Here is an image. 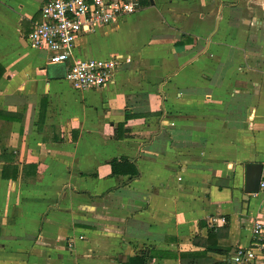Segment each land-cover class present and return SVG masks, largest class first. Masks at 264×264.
I'll list each match as a JSON object with an SVG mask.
<instances>
[{
    "label": "crops",
    "instance_id": "1",
    "mask_svg": "<svg viewBox=\"0 0 264 264\" xmlns=\"http://www.w3.org/2000/svg\"><path fill=\"white\" fill-rule=\"evenodd\" d=\"M44 2L0 0V264H182L214 227L229 254L186 264H233L262 203L264 0H148L83 33L74 59L123 61L87 91L28 44Z\"/></svg>",
    "mask_w": 264,
    "mask_h": 264
},
{
    "label": "built area",
    "instance_id": "2",
    "mask_svg": "<svg viewBox=\"0 0 264 264\" xmlns=\"http://www.w3.org/2000/svg\"><path fill=\"white\" fill-rule=\"evenodd\" d=\"M140 9V0H45L43 21L29 34L28 44L34 50L48 51L51 64L73 60L65 79L74 90L102 89L113 81L122 58L74 59L77 41L83 33L117 24ZM252 195L262 202L252 229L253 241L232 253L227 260L233 264H264V163L259 190Z\"/></svg>",
    "mask_w": 264,
    "mask_h": 264
},
{
    "label": "trees",
    "instance_id": "3",
    "mask_svg": "<svg viewBox=\"0 0 264 264\" xmlns=\"http://www.w3.org/2000/svg\"><path fill=\"white\" fill-rule=\"evenodd\" d=\"M140 3H141V7H142L144 5H147L148 0H140ZM0 116L4 117L6 119H10V120L14 119V117L9 118L8 116H4L3 114ZM128 118H130L129 115L127 116L126 119H128ZM29 168H32V166H30ZM115 172H117V171L114 169V173ZM133 173H134L133 175H136V176L138 175V171L136 168H135ZM5 177H7V175H4V178ZM13 178L16 179V174L13 175ZM220 231H221L220 229L214 227V228H211L209 236L207 237V239H202L200 237H197L195 244H196V246H202L204 248V251L202 253H192V252L182 253L180 255V259L182 261V264H186V263L191 262L193 260H197L199 258H202V257L206 256V254L208 252H216V253L221 254V255L229 254L228 250H223L217 246L218 237H216V236H218V233ZM225 231H227V229H225ZM215 234H216V236H215Z\"/></svg>",
    "mask_w": 264,
    "mask_h": 264
},
{
    "label": "water",
    "instance_id": "4",
    "mask_svg": "<svg viewBox=\"0 0 264 264\" xmlns=\"http://www.w3.org/2000/svg\"><path fill=\"white\" fill-rule=\"evenodd\" d=\"M262 163H249L245 166L246 172V194H255L259 190V184L262 176Z\"/></svg>",
    "mask_w": 264,
    "mask_h": 264
}]
</instances>
